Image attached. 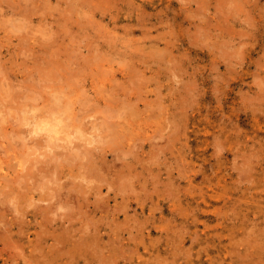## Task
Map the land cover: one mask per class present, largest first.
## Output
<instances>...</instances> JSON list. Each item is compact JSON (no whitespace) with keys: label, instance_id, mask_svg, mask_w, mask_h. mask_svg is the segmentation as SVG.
<instances>
[{"label":"rangeland","instance_id":"obj_1","mask_svg":"<svg viewBox=\"0 0 264 264\" xmlns=\"http://www.w3.org/2000/svg\"><path fill=\"white\" fill-rule=\"evenodd\" d=\"M45 1L48 2V4L44 7V4L46 3ZM71 1L72 3H70ZM85 1L79 0L77 1V3L76 0H50V2L49 0H44V2L43 0H0V45H2L0 46V89L7 87L6 85L7 83H9V80L13 79L12 82H15H13L14 85L17 83L16 86H14L13 83L10 84L12 86H9L8 84L9 87L0 90V104L2 105V107L0 105V110L5 108L4 111H0V120L2 119V123L0 122V130L3 129L2 131H0V156L6 158L9 161V164L13 166L11 167L13 172H15V168H17L16 175L21 173L20 170L18 171L20 167L17 164L15 165V163H17L16 160H18V158H15L17 154L19 156L22 155L23 157L30 159L31 157L32 159L42 157V155L41 157L40 155H38L39 152L35 154L34 150H32L31 148L29 149L30 146L26 144V142L24 141V137L26 136L25 139L27 138L29 140L33 136L31 133H28L32 125L27 124V118H29L30 120V115H41L43 114L44 110L45 113L51 112L50 114L54 116L61 115V117H64L63 121L61 122L62 124L60 123V127L58 126L61 133L64 131V133H62L61 135L66 136L69 133H77L76 135L74 134L75 139L77 137L80 139L81 135H79V133H84V128L88 126V128H86L88 130L85 129L86 132L84 133L87 135L88 132L87 137L85 138L86 135L84 136V134H82L83 136H81L82 138L80 140L78 139L77 141H74L75 143L80 141L78 143H81L83 145L82 147H84L87 144L86 139L88 137H94L93 139L95 140L92 142V145H87V147L91 149H97L99 146L101 147V145L105 143V141L109 138V135L112 134V130H114V123L123 122L124 127L127 128L129 132L130 128H128V126H130V124L128 125V123L133 122L138 125L139 128L143 127V129L145 128L148 131H144V133L138 135L139 139L135 140L138 141V143L140 142L141 145H138L137 143L133 147H130L127 143H133V139H130L126 143H124L122 141L123 139L120 138V143L118 146H120L119 148L122 147L123 149H121L123 151L121 152V149H118V151L113 152L112 150L110 151L113 146L109 147V152L105 159H103V163L105 165L102 163L104 166V170L102 169L101 171L103 175L106 176L105 178L110 179V181L116 180V184H114L115 187L119 188V193L122 191L118 197V200L113 199L110 204L105 203L104 206L106 204L107 207L110 206L111 211L114 210V207L117 206L121 208L122 216L120 218H123V221L120 218L114 219L113 216H111V218H105L108 221V223H106V227H99L100 229L102 228L103 232H110V234H107L104 237H96L95 240L98 239L96 242L94 240L95 247L98 246L97 248H99L97 256V258L99 259V263L109 264L108 261H110V264H264V100L262 99V97L264 98V94H262L264 92L261 91V89L263 90L264 88V0H227L228 2L224 0L225 3L227 2L228 4H225L223 0H195L196 2L193 0H107L108 2L106 0H100L98 1V3L96 2L97 0ZM68 2L70 3V5ZM109 2L111 4H109ZM128 2L133 6H130ZM234 2H236L238 5L235 6ZM33 3L36 4V6L39 5L40 8H38V6L34 7ZM206 3L208 4L205 5ZM24 4H27V7H25L26 5L24 6ZM71 4H74L75 6L73 5L72 7ZM97 4L99 5V7L97 6ZM201 4L205 6H202ZM218 4L219 7L217 6ZM198 5H200L201 7H198ZM67 6H69V9H72H68V11L67 9H65L67 8ZM79 6L81 7L78 8ZM233 6L235 9H232ZM237 6L239 7L237 8ZM82 7L85 9L83 10ZM241 7L244 9L243 11L242 9H240ZM23 8L24 10H26L25 12H28L31 9L28 12L29 15L27 14V17H25L26 14L23 13ZM19 10H21V13H19ZM91 10L93 11L91 12ZM247 10L249 13L247 12ZM33 11H36V13H33ZM86 11L88 13L94 12V15L88 14L86 13ZM140 11L142 14L140 13ZM65 13L66 15H69H67L69 18L65 15ZM244 13H246L245 15L247 16V19H245ZM22 14H25L22 16V18L24 17L23 19L20 17V15ZM62 14L64 16H62ZM70 14H72L73 16L71 17ZM79 14L80 17H78ZM228 14L232 15V17L230 15L228 16ZM226 15L228 16V18ZM28 16H30L29 20H27ZM15 18L19 22L17 20L13 21V19ZM56 19H59L57 20L59 22V25L56 24L58 23L57 21H55ZM60 19L63 21V24L62 22H60ZM88 19H91L92 21H89ZM26 20L28 21V23ZM100 20L102 22L104 21V29L101 28L102 34L101 31H99L100 27H103L101 25L99 26L98 24L100 23ZM81 22L86 26L82 25V27H79L81 26ZM65 25L66 27H68L66 28V30L68 31L63 29V26ZM221 25L222 28L220 27ZM244 28L252 32L246 35L245 33H247L248 31H246L243 35L240 33L242 36L240 37L239 32L245 30ZM51 29H56V32L55 30L54 32L58 34L56 35L53 33L52 35L53 41H55L54 39L57 37L56 42H51V44L53 45L50 44L47 36L49 35L50 37V35L52 34L49 33ZM74 29L76 32L73 33ZM106 29H109L110 31L113 30L111 31L112 35L110 34V31L108 34V31ZM69 30L72 31L69 32ZM78 32L81 34H79ZM71 33H73V38L71 36ZM150 33H155V35L158 34L159 36H154L156 37L154 38ZM160 33L163 34L161 35ZM170 33L171 35H169ZM202 33H204L205 35H203ZM20 34L22 35V37L18 36ZM144 34H147L148 36L151 35V39L146 38L147 35H145V37ZM208 35L209 38H206L208 37ZM63 37L64 39L62 40ZM46 39H48V42H46V45H44L45 41H47ZM172 39L175 42H172ZM18 40L20 41V44L17 43ZM50 40H52L51 37ZM142 40L144 42H142ZM241 40L245 45H242ZM244 40L246 42L248 40V42L246 43ZM114 41L116 42V44ZM126 41L130 42L127 43ZM90 42L93 44H91ZM56 43H59V46ZM94 43L98 45H95ZM48 45H50V48L48 47ZM57 46L59 47V49H57ZM40 47H42V49H39ZM54 47L56 48L53 49ZM130 47L132 48V50ZM140 48L143 50H141ZM153 48L155 50H153ZM94 49H96L97 55H93V53L96 54ZM166 49H168L167 51L169 52H167ZM53 50H58V52H60L61 54H58V52H56L54 55L55 51ZM101 52L106 54H101ZM145 52H147L148 54H146ZM56 54H58V56ZM48 56H50L51 59H49L50 57L48 58ZM87 56L88 59L86 58ZM92 56L95 58L97 56L96 59L94 58L96 63L93 61L94 59ZM101 56L102 58L103 56H107V60H105L106 58H104V60L101 59ZM158 56L160 59L158 58ZM56 57H59L60 61L57 60ZM155 57L158 60H156ZM61 58L64 59L61 60ZM110 58L113 59H111L110 61ZM52 59L53 61H51ZM164 59L167 61L165 62ZM47 60H50L49 64H46ZM63 60L66 63V66L64 65L65 63L63 62ZM117 60H120V63ZM152 62H154L155 64ZM174 63L177 65H175ZM61 64L62 68L65 69V71L61 68ZM78 64L81 65L76 66ZM44 65H46V71L48 69L47 73H45L44 71ZM47 65L58 66L48 67ZM82 65L84 66V68H82ZM98 66L100 69L97 68ZM90 67L92 69H90ZM104 67H106V69ZM59 68L60 70H62L61 72H59ZM76 68H78L79 70L81 69V72H77ZM139 68H141V70L139 74H136V69L139 71ZM37 69H42L45 75L40 72L41 70L39 71ZM56 69L59 74L56 73ZM53 70L55 71L53 72ZM71 70H75L78 73V76H76L78 78L77 80L75 79V75L77 74L75 73V71ZM50 71H52L53 73H51ZM70 71L73 72V75L75 73V75L74 78H72L73 75H70L72 73L69 74L70 79H73H71L72 82L70 80L69 83V78L66 79L65 77ZM98 71L100 72L98 73ZM48 72L51 73V78L53 77L52 74H54V78H52L53 81L50 79L53 85L51 84V82L48 83V78H45L49 76ZM96 72L98 73V75H96ZM185 72H187V74ZM64 73L67 74L65 75ZM8 74L11 77H8ZM60 74H62V77H60L61 79L59 78L58 80ZM56 75L59 76L56 77ZM177 75L182 76L179 77ZM40 76H44V78L42 77L44 80L41 79ZM84 76L87 77L84 78ZM128 76H131V81L127 79L129 78ZM134 76H136V78H134ZM5 78H7L8 80H6ZM62 78H64L66 81ZM190 78H193V81ZM22 79H25V81L20 82L22 81ZM74 79L76 81H74ZM117 79H119L121 83ZM134 79H136L135 83L138 86L134 83ZM179 80H183L184 83ZM185 80H190L189 85ZM64 81L67 82V85ZM61 82H63V84ZM260 82H262L263 86L259 85ZM21 83L23 84V86ZM31 83H33V86L31 85ZM47 83L52 85L48 86L50 90H48L49 88H46L48 91L45 89V87H47L48 85ZM28 84L29 86H27ZM70 84L73 85L71 86ZM25 85L28 90L26 89V87H24ZM54 85L57 87L52 88ZM122 85L124 87L121 88ZM186 85L188 87H186ZM103 86H106V88L104 89H106L108 92L106 90L102 91ZM260 86L261 88H259ZM10 87L11 89H13L11 90ZM42 87H44V89L48 93L46 91H43ZM168 87L170 89H168ZM61 88L63 90H61ZM73 88L75 89V91ZM81 88H83V90H81ZM127 88L129 90H126ZM130 88L133 89L130 91ZM178 88L182 89L179 90ZM29 89L32 91H30ZM108 89H112L113 93L110 90L109 94ZM116 89H119L120 91H116ZM53 90L58 92L60 91L63 96H67V100H65L67 102L65 103H67L68 105H66V107L64 106L58 108L57 110L52 107V95L57 93ZM3 91H6L5 93H7L8 95L9 93L11 95L13 91L12 94L14 95V98L16 99V97H18V99L15 100L14 98H12V95L7 96V94H5ZM51 91H53V94L49 95V92ZM83 91L85 93L87 92L86 95L85 93H83ZM98 91L100 93L96 95ZM137 91H140L141 94L139 95V92ZM141 91H143L144 93H142ZM60 92L57 93V95H60ZM69 92L71 94H69ZM126 92L128 93L127 95L125 94ZM31 93H33V95ZM160 93L162 94V96ZM257 95L261 98H259ZM2 96L6 98L4 99L2 98ZM91 96L93 98H91ZM109 96L111 99L113 98L117 101L115 102L113 99L108 100ZM140 96H142L141 98L144 100H142ZM147 97H149L150 99H148ZM34 98H37V104L34 103ZM50 98L52 101L50 100ZM80 98L82 99L80 100ZM181 98L184 101H182ZM38 99L39 101H37ZM76 100L79 102H77ZM83 100L87 101L86 104H84L85 102H83ZM124 101H130L132 103H124ZM157 101L159 103L158 105H160L159 107L161 111L156 104ZM12 102L14 104L12 105L14 106L13 108L10 105L12 104ZM94 102H96L97 104L95 105ZM106 102L109 103L107 104ZM69 103L72 104V108L69 106L71 105ZM79 103L83 104V111L81 110V112L83 113L79 118L80 120L78 119L79 116H77V112H80L79 108L81 107V104ZM88 103H90L89 105L92 107H90ZM109 104L114 107V109L110 108L111 106ZM129 104L132 108H129ZM38 105L42 108H46L48 105L49 109L47 107L42 111V108L37 109ZM119 105L123 106L117 108V106ZM146 105H150L148 106L149 108ZM154 105H157V108ZM8 106L11 108H9ZM20 107L23 110H20ZM143 107H145V111ZM87 108H89L90 110H88ZM103 108H105V114L102 113L103 111L100 113L101 109ZM47 109L51 111L47 112ZM111 109L114 110V113ZM150 109L153 111H150ZM36 110H38V112H40L41 110L42 112L38 113ZM64 110L66 111L64 112ZM122 110H125L123 114L122 112H120ZM7 111H10L9 113L11 115L12 113L16 112L13 115H15V118L19 120V122L14 117L9 115ZM22 111L26 112L27 117H22L24 116V113ZM97 111V115L101 116L100 114H102L103 116V114L106 115L107 113L108 117L99 120L96 119L97 117H102L96 116L95 118L96 114L93 115V113H96ZM110 111L115 115V117L117 116L116 119ZM1 112H5L7 114H2ZM119 112L121 115L119 114ZM27 113H29V116L27 115ZM18 114L22 115L21 119H23V121L17 118V116L20 117ZM65 114H67V116H69L71 120H68L70 118L66 119L67 117ZM111 114L113 115V117L111 116ZM6 115L10 117L8 121L6 118H4L7 117ZM163 115L165 116V118ZM72 117L75 118L72 119ZM109 117H112L116 122L112 118L108 119ZM24 118L27 119V122L25 124L24 122L26 120H24ZM90 118H92V120ZM87 119L91 120H88L89 124L86 122ZM3 120L6 121V123H4ZM105 121H108V124L112 123L111 125H108V127L110 128H108L107 126H103V122ZM82 122H86V124H83ZM16 123L17 126L20 123L22 126H13ZM105 123L107 124V122ZM91 124H93L92 126H94V128L91 126ZM68 126L69 128H67ZM73 126L74 129L72 128ZM100 126H102V129H104V132L103 130H101ZM80 127L82 128V131L80 130ZM21 128L23 129V131ZM61 128L63 130H61ZM70 128L73 129V131L71 130L72 132L69 131ZM77 128L80 129L78 130ZM98 128H100L99 131H96V129ZM105 128L109 129L108 134L109 132H111L109 135L104 136V134H106L107 132V129L105 130ZM158 128H161V130L158 131ZM92 129H94V132L92 131ZM176 129L178 132H174V130ZM155 130L160 133V135L157 134ZM14 131H16V133H21L18 134L19 138H17V134L15 135ZM25 131L28 132L26 133ZM171 131L174 132L176 136L173 133H170ZM1 132L3 135L5 134L4 132L9 133V135L7 134L8 137L4 138ZM153 132L158 137L153 136L155 135ZM44 133L45 131L43 132V134ZM166 134L168 135L166 136L167 139H163L162 136L164 135L165 137ZM21 135H23L24 137ZM28 135L31 136L28 138ZM129 136L132 135L129 134ZM20 137L25 143L21 141ZM41 137L43 138V136ZM106 137L107 139H105ZM151 137L153 140L151 139ZM156 138L160 139V142ZM172 138L177 139L173 140ZM7 139H10L9 141H11L12 146L10 145V147H8V144L11 143L9 141L8 143ZM37 139L40 140L39 137ZM84 139L85 141L82 143ZM96 139H100L98 140L99 142ZM168 139V143H170L171 148L167 144V142L164 141ZM30 140L32 141V139ZM47 141V138H43L42 142L40 143L41 145L37 143V150L40 151L43 149L45 151V149L47 148ZM163 141L167 144V146L166 144L164 146V143H161ZM154 142L158 143V145H154ZM20 143L22 145H20ZM151 144L154 145L155 148L154 146H151ZM137 145L140 147H137ZM19 146H22V148H18ZM38 146L40 147L38 148ZM1 148H3L4 150L2 151ZM157 148L160 149L159 155L157 154ZM135 150L139 155L138 156L136 154L138 157H135L134 155ZM150 150H153L151 152V155ZM154 150L157 151V153L154 152ZM4 151H6V153H4ZM125 152L129 153L130 155L128 156ZM153 152L156 153V158L159 159L154 158L155 154ZM10 154H12L14 157ZM152 155L153 157L151 158ZM164 155H166L167 157H165ZM148 156H150V158H148ZM10 157L13 159H9ZM143 158L146 160H143ZM153 158L155 160H153L152 162L149 161V159L152 160ZM116 159L117 161H115ZM124 161H126V163L130 162L129 164H131V162L134 164H131L132 169H123L124 172H122L124 175V179L120 180L117 176V169H119L120 166L124 164ZM27 162L30 163V161ZM107 162H109L110 164ZM119 162L121 164H119ZM109 165L111 167H109ZM103 171H105L106 174ZM119 171L120 170H118V172ZM159 171L160 174H158ZM56 174L61 175L62 171H57ZM131 176L133 177L131 178ZM22 177L23 176H21V178H18L20 180H18L20 184L18 181H16L13 185H9L3 190L0 189V210L2 209L0 211V236L5 235V238L0 242V264H29L28 260H31L30 264H67L65 263L67 259H74V257L70 256V251L68 252L69 246L66 249V245L63 242L57 241L53 238L47 240L45 237L47 235V225L41 223L37 224V219L35 220L31 215L22 216L20 213H17V211L19 212V209H34L35 207H37L36 205L33 206V204H28L29 202L31 203V198L33 195L32 193H25L26 188L23 187L25 177H23V181ZM65 179H67V181L70 180L69 182L71 183V187L74 185L73 181L71 182L72 178ZM124 180H126L127 183L123 182ZM159 180L161 181V183L159 182ZM169 180L171 181V183ZM17 182L18 184H16ZM46 182L47 184L43 182L40 183L41 185H38L37 183L40 188L37 186V189H39L35 190L36 197H38L40 194L42 195L51 193V190L54 188L55 184L53 183V181L51 182L54 185H50V181V183L48 181ZM48 184L52 187V189H50ZM13 186L15 187L17 192L12 193L11 189L13 188ZM123 186H125L124 190ZM128 186L130 188H128ZM169 186L171 188H169ZM2 187L3 186H0V188ZM44 187L45 189L43 190ZM109 190L110 189L106 186L105 191L103 192L105 193L104 195H108ZM130 190H133L135 192H131ZM40 191H45L46 193H41ZM3 196H5L6 198H3ZM175 196H178L179 198H176ZM130 197H133V203L136 206H130V208L127 209L126 206L128 205L127 203L129 202ZM16 200H18L19 203ZM38 202L43 203V201ZM13 204L14 206L12 207ZM4 208L6 210H4ZM85 209H87L86 206L83 210ZM123 209L125 211L128 210V213H124ZM12 210H15L14 213ZM65 210L59 209L58 211ZM101 214L102 213H99L95 217L97 221L102 217ZM103 214H105L104 211ZM54 215V213H50V216ZM194 215L196 216V218H194ZM18 219H21V221ZM30 219L34 220L29 231H38V233H40L39 235L37 233H31L30 238H36L38 236L36 242H31L30 238H28L27 236V233H25L24 231L20 233L19 227H17L19 224L26 225V221ZM125 219L126 221H124ZM15 220L19 222L16 223ZM12 222L14 223L12 224ZM99 225H101V222ZM10 226H14V229L9 231V233L8 231H6V233H8L7 236V234H4L3 232L4 230H6V227L9 228ZM27 226L25 227V229L28 228ZM43 226H45L46 228ZM62 231L64 232V236H71V234H66L67 232H65V227L59 228L57 233H62ZM181 231L183 234H181ZM182 235L184 238L182 237ZM192 235L194 236V238ZM72 240L74 239L71 238V241ZM53 242L55 243L52 244ZM255 242L257 243V245ZM35 247L39 248V251L37 249V251H32ZM62 249H65L64 252ZM50 251L55 252V255L49 253ZM46 253H49L51 255V258ZM239 254H242L243 257L241 255L239 256ZM41 256L44 257L41 258ZM114 258H116V263L114 262ZM103 260H105L106 262H103Z\"/></svg>","mask_w":264,"mask_h":264},{"label":"bare ground","instance_id":"obj_2","mask_svg":"<svg viewBox=\"0 0 264 264\" xmlns=\"http://www.w3.org/2000/svg\"><path fill=\"white\" fill-rule=\"evenodd\" d=\"M77 1H79V0H76V2ZM83 1V0H82ZM85 1V0H84ZM98 1H100V0H97L96 2L98 3ZM107 1V0H106ZM109 1V0H108ZM107 1V2H108ZM192 1V0H191ZM193 1H195V0H193ZM209 1H211V0H209ZM224 1V0H223ZM225 1H227V0H225ZM225 1H224V3H225ZM43 2H44V0H43ZM46 2V1H45ZM49 2H50V0H49ZM196 2V1H195ZM198 2V1H197ZM221 2V1H220ZM228 2V1H227ZM226 2V3H227ZM237 2V1H236ZM236 2H234L235 3V6L236 5H238ZM32 3V2H31ZM69 3V2H68ZM70 3H72V1L70 2ZM70 3H69V5H70ZM78 3V2H77ZM85 3H86V1H85ZM118 3V2H117ZM129 3V2H128ZM187 3V2H186ZM199 3V2H198ZM217 3H218V1H217ZM225 3V4H226ZM48 4V2H46L45 4H44V7L46 6ZM76 4V3H75ZM109 4H111L110 2H109ZM133 4H134V2H133ZM203 4V3H202ZM201 4V5H202ZM208 3H206L205 5H207ZM228 4V3H227ZM229 4H230V2H229ZM244 4V3H243ZM21 5H23V4H21ZM26 5V6H25ZM33 5H34V7L36 6V4H34L33 3ZM40 5H42V4H40ZM50 5V4H49ZM48 5V6H49ZM53 5V4H52ZM51 5V6H52ZM68 5V4H67ZM72 5V4H71ZM74 5V4H73ZM73 5H72V7H73ZM90 5H92V4H90ZM90 5H88V6H90ZM129 5H130V3H129ZM205 5H202V6H205ZM224 5V4H223ZM24 6L25 7H27V4H24ZM30 6V5H29ZM28 6V7H29ZM38 6V8H40V6L39 5H37ZM36 6V7H37ZM75 6V5H74ZM81 6H82V4H81ZM81 6H79L78 8H80ZM97 6L99 7V5L97 4ZM101 6V5H100ZM106 6V5H105ZM130 6H133V5H130ZM200 5H198V7H199ZM218 7H219V4L217 5ZM230 6V5H229ZM229 6H227V7H229ZM242 6H244V5H242ZM66 7V6H65ZM69 6H67V8H65V9H69L68 8ZM77 7V6H76ZM201 7V6H200ZM217 7V8H218ZM225 7H226V5H225ZM239 6H237V8H238ZM29 8H31V7H29ZM75 8V7H74ZM83 8V7H82ZM97 8V7H96ZM107 8V7H106ZM186 8V7H185ZM223 8V7H222ZM222 8H221V11H222ZM231 8V7H230ZM245 8V7H244ZM26 9V8H25ZM32 9V8H31ZM30 9V10H31ZM42 9V8H41ZM46 9V8H45ZM72 9V8H71ZM71 9H69V10H71ZM85 8H83V10H84ZM103 9H104V7H103ZM229 9V8H228ZM232 9H235L234 8V6H233V8ZM240 9H242V11L244 10L242 7L240 8ZM248 9V8H247ZM23 10H24V8H23ZM22 10V11H23ZM29 10V9H28ZM27 10V11H28ZM29 10V11H30ZM68 10V11H69ZM112 10V9H111ZM21 10H19V13H21L20 12ZM26 10H24V12L23 13H25L26 14V16L25 17H27V14L29 15V11L28 12H25ZM93 10H91V12H92ZM223 11H224V9H223ZM228 11V10H227ZM235 11V10H234ZM241 11V10H240ZM105 12V11H104ZM238 12V11H237ZM247 12H248V10H247ZM14 13V12H13ZM32 13V12H31ZM30 13V14H31ZM33 13H36V11H33ZM32 13V14H33ZM62 13V12H61ZM70 13H72V12H70ZM79 13V12H78ZM77 13V14H78ZM84 13V12H83ZM86 13H88L87 11H86ZM140 13H141V11H140ZM229 13V12H228ZM235 13V12H234ZM249 13V12H248ZM25 14H22V15H20V17L22 18V16L23 15H25ZM64 14V13H63ZM62 14V16H64ZM88 14H93L94 15V12L93 13H88ZM142 14V13H141ZM226 14V13H225ZM231 14V13H230ZM230 14H228V16L230 15ZM236 14V13H235ZM238 14V13H237ZM240 14V13H239ZM246 13H244V17H245V19H247V16L245 15ZM19 15V14H18ZM65 15H66V13H65ZM68 15V14H67ZM66 15V16H67ZM71 15V17L73 16L72 14H70ZM85 15V14H84ZM137 15V14H136ZM135 15V16H136ZM69 16V15H68ZM67 16V17H68ZM113 16V15H112ZM144 16V15H143ZM227 16V15H226ZM228 16H227V18H228ZM231 17H232V15H230ZM239 16V15H238ZM18 17V16H17ZM71 17H70V20H71ZM78 17H80V14H79V16ZM85 17V16H84ZM92 17V16H91ZM137 17V16H136ZM24 18V17H23ZM22 18V19H23ZM29 18H30V16H28V19L27 20H29ZM69 18V17H68ZM74 18V17H73ZM86 18H88V17H86ZM93 18V17H92ZM238 19H240V18H238ZM14 20H17L16 18L15 19H13V21ZM26 20V21H27ZM57 20H59V19H56L55 21H57ZM75 20H77V19H75ZM74 20V21H75ZM89 21L91 20V19H88ZM94 20V19H93ZM148 20V19H147ZM18 21V20H17ZM24 21V20H23ZM77 21H79V20H77ZM92 21V20H91ZM228 21V20H227ZM16 22V21H15ZM19 22V21H18ZM58 22V21H57ZM60 22H62V24H63V21L60 19ZM76 22V21H75ZM75 22H73V23H75ZM104 22V21H103ZM103 22L100 20V23H102V24H100V23H98L99 24V26L101 25V26H103ZM242 22H243V20H242ZM24 23V22H23ZM27 23H28V21H27ZM66 23V22H65ZM88 23H90V22H88ZM93 23V22H92ZM91 23V24H92ZM124 23V22H123ZM13 24H15V23H13ZM19 24V23H18ZM22 24V23H21ZM25 24V23H24ZM56 24H58L59 25V22L58 23H56ZM78 24V23H77ZM94 24V23H93ZM117 24V23H116ZM155 24H157V23H155ZM248 24H249V22H248ZM23 25V24H22ZM21 25V26H22ZM81 26H79V27H82V25L84 26L85 24H82V22H81V24H80ZM251 25H254V24H251ZM26 26V25H25ZM78 26V25H77ZM86 26V25H85ZM134 26V25H133ZM256 26V25H255ZM57 27V26H56ZM55 27V28H56ZM60 27H62V26H60ZM64 28V30H66V28H68V27H66V25L65 26H63ZM148 27V26H147ZM155 27V26H154ZM197 27V26H196ZM221 28H222V25L220 26ZM219 27V28H220ZM253 27V26H252ZM101 28H103L104 29V26L103 27H100V29H99V31H101ZM149 28H150V25H149ZM199 28V27H198ZM198 28H197V30H198ZM220 28V29H221ZM82 29V28H81ZM97 29V28H96ZM110 29H112V28H110ZM173 29V28H172ZM245 29V28H244ZM53 30V31H52ZM54 30H55V32H56V29H51V31L49 32L51 35H50V37H51V39L52 40H50V37H49V35H47L48 36V39H49V42H50V44H51V42L53 41V38H52V35H53V33L54 34H56L55 32H54ZM87 30V29H86ZM107 30V29H106ZM62 31V30H61ZM66 31H68V30H66ZM70 31H72V30H69V32ZM88 31V30H87ZM108 32V34H109V29L107 30ZM111 31H113V30H111ZM110 31V32H111ZM141 31H142V29H141ZM241 31V30H240ZM244 31V32H243ZM242 32H239V36L240 37H242L241 36V34L243 35L246 31H248V30H243ZM58 32V31H57ZM69 32H68V34H69ZM74 32H76L75 31V29H74V31H73V33ZM96 32V31H95ZM168 32V31H167ZM209 32V31H208ZM207 32V33H208ZM250 32H252V31H248L247 33H245V35L246 34H248V33H250ZM46 33V32H45ZM59 33V32H58ZM73 33H71L70 35L72 36V38H73ZM79 33V32H78ZM119 33V32H118ZM171 33H173V32H171ZM171 33L169 34V35H171ZM241 33V34H240ZM79 34H81V33H79ZM85 34H86V32H85ZM90 34V33H89ZM97 34V33H96ZM101 34H102V31H101ZM111 35H112V32L110 33ZM141 34V33H140ZM151 35H153V37L154 36H159L158 34L157 35H155V33L154 34H152V33H150ZM161 34V33H160ZM163 34V33H162ZM161 34V35H162ZM203 35H205L204 33H202ZM17 35V34H16ZM56 35H58V34H56ZM60 35V34H59ZM87 35H88V32H87ZM111 35H110V37H111ZM113 35H114V33H113ZM118 35V34H117ZM145 35H147V34H144V36ZM151 35H147V37L146 38H148V39H151ZM213 35V34H212ZM244 35V36H245ZM14 36V35H13ZM12 36V37H13ZM18 36H21L22 37V35L20 34V35H18ZM90 36V35H89ZM120 36H122V35H120ZM119 36V37H120ZM207 36V35H206ZM20 37V38H21ZM56 37V36H55ZM54 37V38H55ZM106 37V36H105ZM150 37V38H149ZM156 37H154V38H156ZM107 38V37H106ZM167 38V37H166ZM205 38V37H204ZM206 38H209V35H208V37H206ZM22 39V38H21ZM48 39H46L47 41H45V44L44 45H46V42H48ZM64 39V37L62 38V40ZM71 39V38H70ZM116 39H117V37H116ZM121 39V38H120ZM123 39V38H122ZM141 39H143V38H141ZM164 39V38H163ZM239 39H241V38H239ZM23 40V39H22ZM55 41H53V42H56V40H57V37L54 39ZM72 40V39H71ZM127 40V39H126ZM140 40V39H139ZM177 40V39H176ZM36 41V40H35ZM106 41V40H105ZM125 41V40H124ZM137 41V40H136ZM242 41V40H241ZM240 41V42H241ZM245 41V40H244ZM14 42V41H13ZM20 41L18 40V44H20L19 43ZM42 42V41H41ZM62 42V41H61ZM112 42H113V40H112ZM115 42V41H114ZM127 42V41H126ZM128 42H130V41H128ZM127 42V43H128ZM142 42H144L143 40H142ZM165 42V41H164ZM172 42H175V41H173V39H172ZM246 42V41H245ZM244 42V43H245ZM247 42H248V40H247ZM246 42V43H247ZM3 43V42H2ZM15 43V42H14ZM91 43V42H90ZM39 44V43H38ZM49 44V43H48ZM57 44V43H56ZM59 44V43H58ZM57 44V45H58ZM91 44H93V43H91ZM95 44V43H94ZM115 44H116V42H115ZM125 44V43H124ZM171 44V43H170ZM173 44V43H172ZM215 44V43H214ZM51 45H53V44H51ZM61 45V44H60ZM67 45V44H66ZM95 45H98V44H95ZM120 45V44H119ZM139 45V44H138ZM137 45V46H138ZM242 45H245V44H243V41H242ZM0 46H2V45H0ZM39 46V45H38ZM50 45H48V47H49ZM59 46V45H58ZM57 46V47H58ZM92 46V45H91ZM90 46V47H91ZM48 47H47V49H48ZM53 47V46H52ZM51 47V48H52ZM96 47H98V46H96ZM115 47V46H114ZM132 47H134V46H132ZM139 47V46H138ZM144 47V46H143ZM50 48V47H49ZM56 47H54L53 49H55ZM131 48V47H130ZM39 49H42V47H40ZM46 49V50H47ZM57 49H59V47L57 48ZM98 49V48H97ZM107 49V48H106ZM122 49V48H121ZM135 49V48H134ZM141 49V48H140ZM64 50H66V49H64ZM67 50H68V48H67ZM95 50V52H96V54H94L93 53V55H97V51H96V49H94ZM131 50H132V48H131ZM130 50V51H131ZM141 50H143V49H141ZM153 50H155L154 48H153ZM168 49H166V51H167ZM53 51H55V50H53ZM52 51V52H53ZM60 51H62V50H60ZM128 51V50H127ZM146 51V50H145ZM264 51V50H263ZM56 52H58V50H56L55 52H54V55H55V53ZM99 52V51H98ZM108 52V51H107ZM133 52V51H132ZM160 52V51H159ZM163 52V51H162ZM167 52H169V51H167ZM12 53V52H11ZM66 53V52H65ZM100 53V52H99ZM136 53V52H135ZM146 54H148L147 52H145ZM170 53H172V52H170ZM1 54V53H0ZM58 54H61L60 52H58ZM58 54H56L57 56H58ZM64 54V53H63ZM101 54H106V53H102L101 52ZM124 54V53H123ZM126 54V53H125ZM133 54V53H132ZM143 54V53H142ZM160 54H162V53H160ZM159 54V55H160ZM164 54V53H163ZM65 55V54H64ZM116 55V54H115ZM127 55V54H126ZM1 56V55H0ZM140 56V55H139ZM142 56V55H141ZM151 56H153V55H151ZM180 56H182V55H180ZM50 56H48V58H49ZM55 57V56H54ZM66 57H68V56H66ZM93 57V56H92ZM57 58V57H56ZM87 59H88V56L86 57ZM85 58V59H86ZM95 57H93V59H94ZM96 58H97V56H96ZM95 58V59H96ZM104 58H106L105 60H107V56L105 57V56H103V58H102V56H101V59H103L104 60ZM114 58V57H113ZM113 58H110V61H111V59H113ZM123 58V57H122ZM146 58V57H145ZM156 58V57H155ZM158 58H159V56H158ZM163 58H164V56H163ZM174 58V57H173ZM49 59H51V57L49 58ZM62 59H64V58H61V60ZM84 59V60H85ZM95 59L93 60L94 62H95ZM115 59V58H114ZM125 59V58H124ZM154 59V58H153ZM160 59V58H159ZM166 59V58H165ZM164 59V60H165ZM57 60H59V57L57 58ZM102 60V61H103ZM126 60V59H125ZM145 60V59H144ZM156 60H158L157 58H156ZM173 60V59H172ZM50 61V60H49ZM49 61L47 60V62H46V64H49ZM51 61H53V59L51 60ZM60 61V60H59ZM67 61H68V59H67ZM87 61V60H86ZM101 61V60H100ZM119 63H120V60H117ZM124 61V60H123ZM130 61V60H129ZM162 61V60H161ZM167 60H165V62H166ZM175 61V60H174ZM174 61H172V62H174ZM56 62V61H55ZM63 62H64V60H63ZM94 62H93V64H94ZM57 63V62H56ZM61 63V62H60ZM65 63V62H64ZM70 63V62H69ZM68 63V64H69ZM96 63V62H95ZM121 63H123V62H121ZM152 63H154V62H152ZM175 63H177V62H175ZM174 63V64H175ZM178 63H180V62H178ZM53 64V63H52ZM72 64V63H71ZM86 64V63H85ZM155 64V63H154ZM161 64V63H160ZM166 64V63H165ZM65 66H66V63L64 64ZM79 65H81V64H78V65H76V66H79ZM89 65V64H88ZM87 65V66H88ZM123 65V64H122ZM175 65H177V64H175ZM43 66V65H42ZM42 66H41V68H42ZM48 67H56V66H58V65H51V66H49V65H47ZM83 66V65H82ZM90 66V65H89ZM88 66V67H89ZM102 66V65H101ZM163 66V65H162ZM71 67V66H70ZM81 67V66H80ZM79 67V68H80ZM127 67H128V65H127ZM167 67V66H166ZM169 67V66H168ZM44 68H45V70H44ZM44 68H43V70L45 71V73H47V71H48V69H47V71H46V65H44ZM61 68H62V64H61ZM67 68H69V67H67ZM82 68H84V66L82 67ZM97 68H99V66L97 67ZM101 68H103V67H101ZM105 69H106V67H104ZM136 68V67H135ZM134 68V69H135ZM165 68V67H164ZM63 69V68H62ZM70 69H73V68H70ZM90 69H92L91 67H90ZM89 69V70H90ZM100 69V68H99ZM168 69V68H167ZM37 70H39V69H37ZM41 70V71H40ZM39 71L41 72V73H43L44 71H42V69H40ZM51 70V69H50ZM64 71H65V69H63ZM79 69L78 68H76V71L77 72H81V69L78 71ZM85 70V69H84ZM111 70V69H110ZM140 70H141V68H139V71L136 69V71L138 72H136L135 70V72H136V74H139V72H140ZM55 70H53V72H54ZM56 71H57V69H56ZM62 70H60V68H59V72H61ZM67 71H69V70H67ZM71 71H75V70H71ZM67 72V73H64L65 75H66V79L67 78H69V80H68V82L70 83V80L72 79V78H74V75H75V73L77 74V75H75V77L76 76H78V73L75 71V73H74V75H73V72ZM130 71V70H129ZM168 71V70H167ZM174 71V70H173ZM187 71V70H186ZM9 72V71H8ZM38 72V71H37ZM51 73H53L52 71H50ZM50 72H48V74H49V76H48V74H47V76L48 77H45V78H48L49 80H48V83L49 82H51L50 81V79L52 80V78H54V74H52L53 75V77L51 78V73ZM59 72L57 71L56 73L57 74H59ZM86 72V71H85ZM100 71H98V73H99ZM103 72V71H102ZM182 72H184V71H182ZM189 72V71H188ZM70 73H72V74H70ZM88 73V72H87ZM97 73V72H96ZM98 73L96 74V75H98ZM108 73V72H107ZM110 73V72H109ZM142 73V72H141ZM158 73V72H157ZM178 73V72H177ZM186 74H187V72H185ZM44 74V73H43ZM42 74V75H43ZM69 74L70 75H73V77L70 79V76H69ZM105 74V73H104ZM103 74V75H104ZM136 74H134V75H136ZM144 74V73H143ZM160 74V73H159ZM259 74V73H258ZM45 75V74H44ZM92 75H94V74H92ZM95 75V76H96ZM158 75V74H157ZM254 75V74H253ZM59 75H56V77H58ZM91 76V75H90ZM177 76H179V75H177ZM180 76H182V75H180ZM179 76V77H180ZM190 76V75H189ZM255 76V75H254ZM8 77H11V76H9V74H8ZM41 77V76H40ZM43 78H44V76H42ZM41 77V79H43ZM50 77V78H49ZM60 77H62V74H60V76L58 77V80H59V78ZM82 77H83V75H82ZM87 77V76H86ZM85 76H84V78H86ZM129 78H127V79H129V81H131L132 80V78H131V80H130V77L131 76H128ZM141 77H143V76H141ZM140 77V78H141ZM261 77V76H260ZM134 78H136V76H134ZM138 78V77H137ZM6 80H8L7 78H5ZM10 79V78H9ZM61 79V78H60ZM62 79H64V78H62ZM76 80L78 79L77 77L75 78ZM74 79V81H76ZM115 79H116V77H115ZM148 79H149V77H148ZM168 79V78H167ZM177 79H178V77H177ZM186 79V78H185ZM190 79H192V81H193V78H190ZM13 80V79H12ZM12 80H9L8 82L9 83H7V87H9V86H12V85H10V84H12L13 82H12ZM20 80V79H19ZM44 80V79H43ZM47 80V79H46ZM46 80H45V82H46ZM65 80V79H64ZM73 80V79H72ZM72 80H71V82H72ZM81 80V79H80ZM118 81H120L119 79H117ZM23 81H25V79H22V81H20V82H23ZM53 81V80H52ZM63 81V80H62ZM66 81V80H65ZM64 81V82H65ZM139 81V80H138ZM179 81H181V80H179ZM186 81V80H185ZM190 81V80H189ZM189 81H186V82H188V85H189ZM7 82V81H6ZM5 82V83H6ZM60 82V81H59ZM136 82V79H134V83ZM176 82V81H175ZM182 83H184L183 82V80L181 81ZM195 82V81H194ZM4 83V84H5ZM15 83V82H14ZM14 83H13V85H14ZM44 83V82H43ZM42 83V84H43ZM47 83V84H48ZM62 84H63V82H61ZM66 83V85H67V82H65ZM81 83V82H80ZM114 83H115V81H114ZM117 83V82H116ZM120 83H121V81H120ZM133 83V82H132ZM133 83V84H134ZM147 83H148V81H147ZM180 83V82H179ZM8 84H9V86H8ZM22 84V83H21ZM33 83H31V85H32ZM40 84V83H39ZM41 84V85H42ZM46 84V85H47ZM51 84L53 85V83L51 82ZM56 84V83H55ZM123 84V83H122ZM133 84H131V85H133ZM136 84V83H135ZM134 84V85H135ZM140 84V83H139ZM177 84V83H176ZM17 85V83L14 85V86H16ZM35 85V84H34ZM46 85H44V86H46ZM52 85H50V84H48L47 85V87H45V89L46 88H49L48 86H52ZM71 85V84H70ZM70 85H69V88H70ZM73 85V84H72ZM71 85V86H72ZM99 85H100V83H99ZM98 85V86H99ZM137 85V84H136ZM142 85V84H141ZM259 85H262L263 86V84H262V82H260V84ZM22 86H23V84H22ZM27 86H29V84L27 85ZM33 86V85H32ZM36 86V85H35ZM34 86V87H35ZM55 86V85H54ZM52 87V88H56L57 86H55V87ZM77 86H78V83H77ZM81 86V85H80ZM138 86V85H137ZM136 86V87H137ZM151 86V85H150ZM185 86V85H184ZM190 86H192V85H190ZM7 87H4V88H7ZM24 87H26V85L24 86ZM39 87H41V86H39ZM68 87V86H67ZM75 87V86H74ZM122 87H124L123 85L121 86V88ZM127 87V86H126ZM135 87V88H136ZM140 87V86H139ZM160 87V86H159ZM163 87V86H162ZM186 87H188L187 85H186ZM185 87V88H186ZM4 88H1V89H4ZM16 88V87H15ZM103 89H102V91H104V90H106V89H104V88H106V86L104 87H102ZM111 88V87H110ZM116 88V87H115ZM119 88V87H118ZM259 88H261V86L259 87ZM0 89V90H1ZM10 89H11V87H10ZM13 89V88H12ZM11 89V90H12ZM26 89H27V87H26ZM35 89H36V87H35ZM44 89V87H42V90L43 91H46ZM58 89V88H57ZM74 89V88H73ZM89 89V88H88ZM123 89H125V88H123ZM133 88H130V91L132 90ZM141 89V88H140ZM168 89H170L169 87H168ZM179 89V88H178ZM180 89H182V88H180ZM179 89V90H180ZM191 89V88H190ZM28 90V89H27ZM30 90V89H29ZM37 90V89H36ZM35 90V91H36ZM48 90H50V88L48 89ZM47 90V91H48ZM56 90V89H55ZM55 90H53L54 92H57V93H59L58 91H55ZM59 90H60V87H59ZM61 90H63L62 88H61ZM70 90H72V89H70ZM81 90H83V88H81ZM100 90H101V88H100ZM109 90V89H108ZM111 91H112V89H110ZM110 90H109V94H110ZM122 90V89H121ZM126 90H129L128 88L126 89ZM155 90H157V89H155ZM177 90V89H176ZM263 90H264V88H263ZM262 89H261V91L262 92H264ZM7 91V90H6ZM5 91V92H6ZM10 91V90H9ZM8 91V92H9ZM14 91V90H13ZM13 91H12V93H13ZM30 91H32V90H30ZM29 91V92H30ZM38 91V90H37ZM46 91V92H47ZM53 91H51V92H49V95L50 94H53ZM74 91H75V89H74ZM107 91V90H106ZM116 91H120L119 89L117 90L116 89ZM188 91V90H187ZM260 91V92H261ZM2 92V91H1ZM4 92V91H3ZM4 92V93H5ZM64 92V91H63ZM71 92V91H70ZM69 92V94H71ZM108 92V91H107ZM128 92V91H127ZM125 93L126 95L129 93ZM137 92H139L138 94L140 95L141 93H140V91H137ZM142 93H144L143 91H141ZM160 92V91H159ZM11 93V95H12V98H14V95ZM48 93V92H47ZM57 93L56 94H54V95H52L53 96V98H52V100H53V106H52V103H51V106L55 109V110H57L58 108H61V107H66V105H68L67 103H65V102H67V101H65V100H67L66 98H67V96H63L62 95V93L60 92V95H57ZM73 93V92H72ZM83 93H85L84 91H83ZM87 93V92H86ZM86 93H85V95H86ZM98 93H100L99 91L96 93V95L98 94ZM112 93H113V91H112ZM118 93V92H117ZM185 93V92H184ZM5 94H7V93H5ZM15 94V93H14ZM32 95H33V93H31ZM64 94V93H63ZM92 94V93H91ZM90 94V95H91ZM158 94V93H157ZM161 94V93H160ZM173 94V93H172ZM189 94V93H188ZM262 94H264V93H262ZM3 95V94H2ZM9 95H10V93H9ZM8 94H7V96H9ZM10 95V96H11ZM36 95V94H35ZM39 95V94H38ZM125 95V96H126ZM182 95V94H181ZM26 96V95H25ZM24 96V97H25ZM37 96V95H36ZM112 96V95H111ZM138 96V95H137ZM161 96H162V94H161ZM258 96V95H257ZM262 96V95H261ZM70 97V96H69ZM113 97H115V96H113ZM142 96H140V98H141ZM150 97V96H149ZM149 97H147L148 99H150ZM259 97V96H258ZM2 98H6V97H3L2 96ZM39 98V97H38ZM51 98H50V100H51ZM78 98V97H77ZM84 98V97H83ZM86 98V97H85ZM87 98H89V97H87ZM91 98H93L92 96H91ZM136 98V97H135ZM146 98V97H145ZM152 98V97H151ZM157 98V97H156ZM162 98V97H161ZM179 98V97H178ZM259 98H261V97H259ZM8 99V98H7ZM15 99V98H14ZM18 99V97H16V99L15 100H17ZM35 99V98H34ZM33 99V100H34ZM37 99V98H36ZM36 99H35V101H34V103H36ZM79 99V98H78ZM82 98H80V100H81ZM107 99V98H106ZM106 99H105V101H106ZM112 100L111 98H110V96L108 97V100ZM142 99V98H141ZM147 99V100H148ZM182 99V98H181ZM262 99L264 100V98L262 97ZM42 100H43V98H42ZM51 100V101H52ZM70 100V99H69ZM88 100H90V99H88ZM114 100V99H113ZM142 100H144V99H142ZM152 100V99H151ZM156 100H158V99H156ZM1 101H4V100H1ZM37 101H39V99L37 100ZM77 101V100H76ZM91 101H93V100H91ZM94 101H96V100H94ZM115 102L117 101L116 99L114 100ZM114 101H113V103H114ZM130 101H131V99H130ZM130 101H128V102H126V101H124V103H129ZM136 101V100H135ZM134 101V102H135ZM182 101H184L183 99H182ZM11 102V101H10ZM29 102V101H28ZM64 102V103H63ZM71 102V101H70ZM73 102V101H72ZM77 102H79V101H77ZM83 102H85L84 104H86V102L87 101H84L83 100ZM160 102V101H159ZM162 102V101H161ZM186 102V101H185ZM260 102H261V100H260ZM3 103V102H2ZM25 103V102H24ZM44 103V102H43ZM107 103V102H106ZM106 103H105V105H106ZM109 103V102H108ZM107 103V104H108ZM123 103V104H124ZM132 102H130V104H131ZM37 104V103H36ZM45 104H47V103H45ZM44 104V105H45ZM49 104V103H48ZM69 104H71V103H69ZM79 104H81V107L83 106V104L82 103H79ZM90 103H88V105H89ZM93 104V103H92ZM94 104L96 105L97 103L96 102H94ZM111 104V103H110ZM109 104V105H110ZM130 104H129V106H130ZM137 104V103H136ZM149 104V103H148ZM157 105L159 104L158 103V101H157V103H156ZM183 104H184V102H183ZM1 105V104H0ZM9 105V104H8ZM11 105V107L13 108L14 106H12V105H14L13 104V102H12V104H10ZM19 105H20V102H19ZM35 105V104H34ZM103 105V104H102ZM156 105V106H157ZM7 106V105H6ZM6 106H4V107H6ZM50 106V105H49ZM70 107L72 106V104L71 105H69ZM90 106V105H89ZM111 106V105H110ZM123 106V105H122ZM122 106H117V108L118 107H122ZM132 106H134V105H132ZM139 106V105H138ZM147 107L148 106H150V105H146ZM155 106V105H154ZM155 106V107H156ZM160 105H158V107H159ZM175 106V105H174ZM1 107H2V105H1ZM0 107V108H1ZM9 107V106H8ZM11 107H9V108H11ZM44 107V106H43ZM47 107H48V105H47ZM46 107V108H47ZM80 107V108H81ZM90 107H92V106H90ZM89 107V108H90ZM100 107V106H99ZM137 107V106H136ZM140 107V106H139ZM138 107V108H139ZM29 108V107H28ZM39 108H42V107H39V105L37 106V109H39ZM46 108H42L41 110L43 111V109H46ZM72 108V107H71ZM79 108V107H78ZM79 108V110H80V112H81V110L83 109V107L80 109ZM89 108H87L88 110H90ZM110 108H112V109H114V107H110ZM129 108H132L131 106L129 107ZM144 108V111H145V107H143ZM149 108V107H148ZM157 108V107H156ZM164 108V107H163ZM5 109V108H4ZM4 109H1L0 111H4ZM26 109V108H25ZM24 109V110H25ZM48 109H49V107H48ZM47 109V112L49 111ZM63 109V108H62ZM66 109V108H65ZM99 109V108H98ZM98 109H96V110H98ZM105 108H103V109H101V111H100V113L102 112V113H104L105 112V110H104ZM111 109V110H112ZM121 109V108H120ZM123 109V108H122ZM159 109H160V107H159ZM8 110V109H7ZM20 110H23L21 107H20ZM30 110V109H29ZM40 110V112H38V110H36L38 113H41L42 111ZM54 110V111H55ZM67 110H70V109H67ZM45 111V110H44ZM43 111V114H41V115H30L31 116V118H30V120H29V118H27L28 119V122H27V119H25L24 118V120H26L25 122H24V124L27 122V124L28 125H32V127L30 128V131L28 132V133H31L33 136H32V138H30V139H32V141L29 139H27V141H26V139H25V137L23 136V135H21V136H23L24 137V141L26 142V144L28 145V146H30L29 147V149L31 148L32 150H34V153L36 154L37 152H39L38 153V155H40V157H41V155H42V157L41 158H38L36 155V157H34V158H36V159H32V157H31V159L30 158H26V157H23L22 155L21 156H19L18 154L15 156V158H18V160H16L17 161V163H15V165L17 164L20 168L18 169V171L20 170L21 171V173L20 174H18V175H16L17 174V168H15V172H13L12 171V169H11V167H13V166H11L10 164H9V161L6 159V158H4V157H2V156H0V186H3L2 188H0V189H4V188H6L7 186H9V185H13L16 181H18L19 179V177L21 178V176H23V177H25V179H24V182H23V187L24 188H26V191H25V193L26 194H29V193H32V198H31V203L29 202L28 204H30V205H32L33 204V206H37V207H35L34 209H29V208H25L24 210L23 209H19V212L17 211V213H20L22 216L23 215H25V216H29V215H31L35 220L37 219V224L38 223H41V224H45V225H47V235L45 236L46 237V239L47 240H50V238H53V239H55V240H57V241H60V242H63V243H65V245H66V249H67V247L69 246V249H68V252H69V254H70V256L71 257H74V259H67L66 261H65V263H67V264H100L99 263V259L97 258V256H98V249L99 248H97L98 246H96L95 247V242L98 240H95V238L97 237V238H100V237H104L105 235H107V234H110V232L109 231H106V232H103L102 231V228H104V227H106V223H108V221H107V219H105V218H111V216H113V218L114 219H117V218H120L121 216H122V213H121V208H119L118 206L117 207H114V210H112L111 211V208H110V206H104V204L105 203H109L110 204V202L113 200V199H115V200H118V197H119V195H120V193L122 192L121 190V192L119 193L118 192V189L119 188H116L115 187V185L114 184H116L115 183V181L116 180H111L110 181V179H107V178H105L106 176H104L103 175V173H102V169H103V159H105V157L107 156V154H108V152H109V147H112L111 149H110V151L112 150L113 152H115V151H118V149H121V148H119L120 146H118L119 145V143H120V141H119V139L120 138H122L123 140V142L124 143H126L128 140H130V139H133V143H131V142H128L127 144L130 146V147H133L134 145H136L137 143H138V141H135L136 139H139V137H138V135H141L142 133H144V131L145 132H148L147 131V129H143V127H141V128H139L138 127V125H136L135 123H133V122H131V123H128V125L130 124V126H128V128H130V131L128 132V130H127V128H125L124 127V123L123 122H118V123H114L113 125L116 127H114V130H112V134H110L111 132H109V134H108V130L109 129H107V128H105V130L107 131L106 132V134H104V136L105 135H109V138L107 139V137L105 138V139H107L106 141H105V143L103 144V145H101V147L99 146L97 149L95 148H88L87 147V145H92V142L95 140V139H93V138H87L86 140V147L84 146V147H82L83 145L81 144V143H78V142H80V141H78V142H76L75 143V141L74 140H78L79 138L77 137L76 139H75V136H74V134L73 133H69V134H67L66 136H64V135H61L62 133H64V131L61 133V131H60V123L63 121V119H64V117H61V115L60 116H54V115H52V114H50L51 112V110L49 111L50 113H45ZM66 110H64V112H65ZM77 111H78V109H77ZM83 111V110H82ZM114 110H112V112H113ZM150 111H153V110H151L150 109ZM160 111H161V109H160ZM5 112H6V110H5ZM5 112H1L2 114H4ZM10 112V111H9ZM8 111H7V113L9 114V115H11L10 113H9ZM23 113V115L24 116H22V115H20V114H18L20 117H18L17 115V118H19L20 120H22L23 121V119H21V116L22 117H25L26 116V112L25 111H22ZM79 111L77 112V116H79L78 117V119L80 118V116H81V114L83 113V112H81L80 113ZM107 112H109V111H107ZM111 112V111H110ZM111 112V113H112ZM120 112H122V114H123V112H125V110H122V111H120ZM120 112H119V114H120ZM181 112V111H180ZM7 113H5V114H7ZM16 113V112H15ZM15 113H12V117H14L15 118V115H13V114H15ZM57 113V112H56ZM79 113H80V115H79ZM85 113V112H84ZM87 113V112H86ZM114 113V112H113ZM112 113V114H113ZM156 113H157V110H156ZM96 114V115H95ZM98 114V111L96 112V113H93V115H95V118H96V116H99V115H97ZM105 114V113H104ZM103 114V116H102V114H100L101 116H99V117H101V118H96V119H102V118H107L108 116H107V113H106V115H104ZM111 114V116L113 117V115ZM127 114V113H126ZM154 114V113H153ZM1 115V114H0ZM27 115L29 116V113H27ZM56 115V114H55ZM59 115V114H58ZM66 115V119H68V118H70L69 116H67V114H65ZM69 115H71V114H69ZM92 115V116H93ZM110 115V114H109ZM121 115V114H120ZM5 116V115H4ZM7 117H4V118H6L7 119V121L9 120V118L10 117H8V115H6ZM88 116H89V114H88ZM127 116V115H126ZM156 116V115H155ZM159 116V115H158ZM164 116V115H163ZM1 117V116H0ZM27 117V116H26ZM76 117V116H75ZM75 117H72V119L73 118H75ZM94 117V116H93ZM112 117H109L108 119H111ZM114 117H115V115H114ZM117 117V116H116ZM116 117H115V119H116ZM150 117H151V115H150ZM154 117V116H153ZM3 118V117H2ZM86 118H87V116H86ZM86 118H84V119H86ZM89 118V117H88ZM155 118V117H154ZM164 118H165V116H164ZM166 118H167V115H166ZM16 119V118H15ZM55 119V120H54ZM83 119V120H84ZM91 120H92V118H90ZM90 119H87V123H88V120L89 121H91ZM107 119V120H108ZM113 119V118H112ZM118 119V118H117ZM170 119V118H169ZM168 119V120H169ZM256 119V118H255ZM2 120V119H1ZM1 120H0V122H1ZM14 120V119H13ZM13 120H12V122H13ZM17 120V119H16ZM68 120H71V118L70 119H68ZM75 120V119H74ZM80 120V119H79ZM104 120V119H103ZM106 120V119H105ZM114 120V119H113ZM142 120V119H141ZM149 120V119H148ZM153 120V119H152ZM156 120V119H155ZM167 120V121H168ZM175 120V119H174ZM18 122H19V120H17ZM16 121V122H17ZM77 121V120H76ZM94 121V120H93ZM92 121V122H93ZM102 121V120H101ZM115 121V120H114ZM177 121H179V120H177ZM3 122L4 123H6V121H4L3 120ZM21 122V121H20ZM53 122H55V123H53ZM86 122H82L83 124H86ZM95 122V121H94ZM105 122H107V124L105 123ZM105 122H103L104 123V125L103 126H107L108 127V125H111L112 123H110V124H108L109 122L108 121H105ZM116 122V121H115ZM144 122H145V120H144ZM2 123V122H1ZM0 123V124H1ZM15 123V122H14ZM68 123V122H67ZM91 123V122H90ZM100 123H102V122H100ZM126 123V122H125ZM173 123V122H172ZM13 124V123H12ZM62 124V123H61ZM70 124V123H69ZM68 124V125H69ZM89 124V123H88ZM153 124V123H152ZM161 124V123H160ZM20 126H22L21 125V123L19 124ZM18 125V126H19ZM72 125V124H71ZM70 125V126H71ZM82 125V124H81ZM93 124H91V126H92ZM13 126H17V123L16 124H14ZM17 126V127H18ZM19 126V127H20ZM25 126V125H24ZM59 126V127H58ZM79 126H80V124H79ZM84 126V125H83ZM86 126V125H85ZM97 126H99V125H97ZM162 126V125H161ZM168 126H169V124H168ZM174 126H175V124H174ZM182 126V125H181ZM184 126V125H183ZM66 127V126H65ZM93 128H94V126H92ZM101 127V130H103V132H104V129H102V126H100ZM160 127V126H159ZM176 127H177V125H176ZM180 127V126H179ZM178 127V128H179ZM23 128V127H22ZM21 128V129H22ZM67 128H69V126L67 127ZM73 129H74V126L72 127ZM72 128H70V130L69 131H73V129ZM81 128V127H80ZM79 128V129H80ZM86 128H88V126H86ZM86 128H84V133L86 132V130H88V129H86ZM97 128V127H96ZM108 128H110V127H108ZM113 128V127H112ZM120 128V129H119ZM177 128V129H178ZM189 128V127H188ZM0 129H1V127H0ZM12 129V128H11ZM18 129V128H17ZM21 129H19V130H21ZM24 129H25V127H24ZM78 129V128H77ZM78 129V130H79ZM86 129V130H85ZM99 129L100 128H98V129H96V131L98 130L99 131ZM154 129V128H153ZM177 129L176 130H174V132L176 131V132H178L177 131ZM182 129V128H181ZM3 130V129H2ZM2 130H0V131H2ZM5 130V129H4ZM13 130V129H12ZM18 130V131H19ZM45 131V133L43 134V132ZM61 130H63L62 128H61ZM81 131H82V128L80 129ZM158 131L159 130H161V128L159 129H157ZM163 130V129H162ZM165 130V129H164ZM179 130V129H178ZM22 131H23V129H22ZM71 131V132H72ZM90 131V130H89ZM92 131L94 132V129H92ZM95 131V132H96ZM152 131V130H151ZM156 131V130H155ZM180 131V130H179ZM9 132V131H8ZM12 132V131H11ZM15 132V135L17 136V138H19L18 136V134L20 133H16V131H14ZM26 132V131H25ZM24 132V133H25ZM26 132V133H27ZM47 132V133H46ZM59 132H60V135H59ZM76 132V131H75ZM100 132H102V131H100ZM162 132H165V131H162ZM174 132H170V133H173L174 134ZM187 132V131H186ZM5 134L3 135L2 134V132H1V134L4 136V138L6 137H8V135H9V133H6V132H4ZM25 133V134H26ZM68 133V132H67ZM83 132H81V133H79V135H81V136H83L82 134H84ZM154 133V132H153ZM156 133L157 134H159L160 135V133H158L157 131H156ZM8 134V135H7ZM12 134V133H11ZM21 134V133H20ZM38 134V135H37ZM45 134H47V135H45ZM77 134V133H76ZM75 134V135H76ZM93 134V133H92ZM129 134H131L132 136H129ZM155 134V133H154ZM162 134V133H161ZM40 135V136H39ZM78 135V136H79ZM86 134H84V136H85ZM87 135H88V132H87ZM87 135L85 136V138L87 137ZM101 135V134H100ZM175 135V134H174ZM1 136V135H0ZM15 136V137H16ZM31 136V135H30ZM29 135H28V138L30 137ZM41 136H43V138H47V140L49 141H47V148L45 149V151L43 150V152H42V150H40V151H38L37 150V143H41L42 142V140H43V138L41 137ZM80 136V139L82 138ZM153 136H155V137H158L156 134L155 135H153ZM162 136V135H161ZM166 136H168L167 134L165 135V137H164V135L162 136V138L164 139V138H166ZM170 136V135H169ZM176 136V135H175ZM10 137V136H9ZM39 137V139L40 140H38L37 138ZM91 137V136H90ZM96 137V136H95ZM124 137H125V139H124ZM173 137V136H172ZM97 138H99V137H97ZM143 138H146V137H143ZM159 138H161V137H159ZM170 138V137H169ZM20 139H21V137H20ZM37 139V140H36ZM79 139V140H80ZM151 139H152V137H151ZM156 139H158V138H156ZM162 139V140H163ZM167 139V138H166ZM173 140L175 139V138H172ZM177 139V138H176ZM175 139V140H176ZM10 139H7V142L9 141ZM89 140V141H88ZM97 141L98 140H100V139H96ZM153 140V139H152ZM159 140V142H160V139H158ZM161 140V141H162ZM171 140V139H170ZM172 140V141H173ZM19 141V140H18ZM21 141H22V139H21ZM24 141H22V142H24ZM31 141V142H30ZM45 141V140H44ZM82 141V140H81ZM85 141V139L82 141V143ZM119 141V142H118ZM121 141V142H122ZM139 141H141V140H139ZM150 141V140H149ZM164 141H166L167 142V144L170 146V148H171V145H170V143H168L169 142V139L168 140H164ZM161 142L162 144L164 143V146H165V142ZM171 141V142H172ZM10 143H11V141H9ZM8 142V143H9ZM24 142V143H25ZM99 142V141H98ZM152 142V141H151ZM176 142V141H175ZM88 143H90V144H88ZM97 143V142H96ZM107 143V144H106ZM123 143V144H124ZM142 143V142H141ZM155 143V142H154ZM0 144H1V142H0ZM140 144V142L138 143V145ZM167 144H166V146H167ZM10 145L12 146V143L11 144H8V147H10ZM20 145H22L21 143H20ZM41 145V144H40ZM44 145H45V143H44ZM108 145V146H107ZM137 145V147H140V146H138ZM141 145V144H140ZM154 145H158V143H155ZM154 145H152L151 144V146H154ZM7 146V145H6ZM24 146V145H23ZM118 146V147H117ZM16 147V146H15ZM22 148V146H19L18 148ZM27 147V146H26ZM40 146H38V148H39ZM44 147V146H43ZM124 147V146H123ZM136 147V146H135ZM4 148V147H3ZM3 148H1L2 149V151L4 150ZM154 148H155V146H154ZM159 148V147H158ZM157 148V149H158ZM175 148V147H174ZM16 149V148H15ZM28 149V148H27ZM41 149V148H40ZM123 149V148H122ZM121 149V152L123 151ZM168 149V148H167ZM166 149V150H167ZM12 150V149H11ZM129 150V149H128ZM138 150V149H137ZM156 150V149H155ZM154 150V152H156L157 153V151H155ZM159 150L160 149H158V155L160 154L159 153ZM164 150V149H163ZM162 150V151H163ZM27 151V150H26ZM120 151V150H119ZM153 150H150V155H151V152H152ZM1 152V151H0ZM131 152V151H130ZM135 152V157H138L139 155H138V153L136 152V150L134 151ZM146 152V151H145ZM153 152V153H154ZM161 152V151H160ZM3 153V152H2ZM4 153H6V151H4ZM26 153V152H25ZM30 153V152H29ZM125 153H127V152H125ZM156 153H154L155 154V159H159V158H156ZM21 154V153H20ZM23 154V153H22ZM28 154V153H27ZM138 156H137V155ZM163 154H164V152H163ZM8 155V154H7ZM10 155H12V154H10ZM24 155V154H23ZM31 155V154H30ZM127 155L129 156L130 154L129 153H127ZM13 156V155H12ZM27 156V155H26ZM165 157H167L166 155H164ZM14 157V156H13ZM23 157V158H22ZM119 157V156H118ZM120 157H121V155H120ZM133 157V156H132ZM153 157V155L151 156V158ZM160 157V156H159ZM162 157V156H161ZM26 158V159H25ZM148 158H150V156H148ZM152 159V160H150L149 159V161H153V160H155V159ZM9 159H13V158H9ZM117 159H119V158H117ZM117 159L115 160V161H117ZM162 159V158H161ZM114 160V159H113ZM142 160V159H141ZM143 160H146V159H144L143 158ZM27 161H30V163H28ZM123 161V160H122ZM168 161V160H167ZM157 162H159V161H157ZM157 162H156V164H157ZM249 162V161H248ZM27 163V164H26ZM103 163V164H102ZM107 163H109V162H107ZM113 163V162H112ZM130 162H128V163H126V161H124V164L123 165H121L120 166V168L119 169H117V176L119 177V179L121 180H123L124 178H123V172H124V170L123 169H132L131 167H132V165L131 164H134V163H132L131 162V164H129ZM155 163V162H154ZM101 164H102V166H101ZM110 164V163H109ZM119 164H121L120 162H119ZM163 164H164V162H163ZM167 164V163H166ZM105 165V164H104ZM113 165L115 166V164L113 163ZM138 165V164H137ZM253 165V164H252ZM251 165V166H252ZM107 167V166H106ZM105 167V168H106ZM109 167H111L110 165H109ZM116 167V166H115ZM104 170V169H103ZM118 170H120L119 172H118ZM149 170V169H148ZM177 170H179V169H177ZM57 171H62V174L61 175H57L56 174V172ZM123 171V172H122ZM129 171V170H128ZM23 172V173H22ZM103 172H105V171H103ZM141 172V171H140ZM183 172V171H182ZM14 173H15V175H14ZM131 173V172H130ZM136 173V172H135ZM105 174H106V172H105ZM114 174V173H113ZM129 174V173H128ZM142 174V173H141ZM158 174H160V171H159V173ZM138 175H140V174H138ZM18 176V177H17ZM176 176V175H175ZM23 177H22V181H23ZM133 176H131V178H132ZM152 177V176H151ZM65 178H72V180H71V182L73 181V183H74V185L71 187L70 186V180L69 181H67V179H65ZM136 178V177H135ZM139 178V177H138ZM148 179V178H147ZM118 180V179H117ZM131 180V179H130ZM174 180V179H173ZM20 181V180H19ZM18 181V182H19ZM41 181V182H40ZM46 183L47 184V182L46 181H53V183L55 184V186H54V188L52 189V187L50 186L51 184H53L52 182L50 183V185H49V187H50V189H52L51 190V193H48V194H40L38 197H36V189H37V186L38 185H41L40 183ZM170 181V180H169ZM18 182L16 183V184H18ZM123 182H125V183H127V181L126 180H124ZM159 182L161 183V181L159 180ZM168 182V181H167ZM190 182V181H189ZM37 183H38V185H37ZM118 183V182H117ZM170 183H171V181H170ZM19 184H20V182H19ZM53 184V185H54ZM131 184V183H130ZM166 184V183H165ZM168 184V183H167ZM45 185V184H44ZM22 186V185H21ZM106 186L110 189L108 192V195H104L105 193H103L104 191H105V188H106ZM165 186V185H164ZM39 187V186H38ZM48 187V188H49ZM124 187L125 186H123V190H124ZM145 187V186H144ZM19 188H21V187H19ZM40 188V187H39ZM38 188V189H39ZM115 188V189H114ZM120 188H122V187H120ZM128 188H130L129 186H128ZM146 188V187H145ZM169 188H171L170 186H169ZM10 189V188H9ZM8 189V190H9ZM37 189V190H38ZM45 189V187L43 188V190ZM47 189V188H46ZM49 189V190H50ZM126 189V188H125ZM132 189V188H131ZM12 190V193H14V192H17V190L15 189V187L13 186V188L11 189ZM41 190V189H40ZM48 190V191H49ZM152 190V189H151ZM151 190H149V191H151ZM163 190V189H162ZM131 192L133 191V190H130ZM140 191V190H139ZM147 191V190H146ZM153 191V190H152ZM175 191V190H174ZM19 192V191H18ZM22 192V191H21ZM24 192V191H23ZM41 192V191H40ZM43 192H45V191H42L41 193H43ZM46 192H47V190H46ZM45 192V193H46ZM114 192V193H113ZM133 192H135V191H133ZM154 192V191H153ZM177 192V191H176ZM190 192H192V191H190ZM5 193H7V192H5ZM11 193V194H12ZM126 193V192H125ZM124 193V194H125ZM6 195V194H5ZM150 195V194H149ZM122 196V195H121ZM131 196V195H130ZM2 197V196H1ZM5 196H3V198H4ZM9 197V196H8ZM176 198L178 197V196H175ZM6 198V197H5ZM19 198V197H18ZM28 198V197H27ZM151 198V197H150ZM179 198V197H178ZM8 199V198H7ZM127 199V198H126ZM135 199V198H134ZM16 201H18V200H16ZM38 201H43V203H41V202H38ZM170 201V200H169ZM198 201V200H197ZM11 202H12V200H11ZM10 202V203H11ZM14 202V201H13ZM25 202V201H24ZM44 202H46V203H44ZM3 203V202H2ZM5 203H6V201H5ZM15 203H17V202H15ZM18 203H19V201H18ZM8 204V203H7ZM128 205L126 206L127 207V209H129L130 208V206H132V207H135L136 205H134V203H133V197H130V199H129V202L127 203ZM22 205H24V204H22ZM14 206V204L12 205V207ZM17 206V205H16ZM85 206L87 207V209H85V210H83L84 208H85ZM20 207V206H19ZM28 207H29V205H28ZM160 207H161V205H160ZM172 207H174V206H172ZM6 208V207H5ZM4 208V210H6ZM171 208V207H170ZM213 208V207H212ZM16 209V208H15ZM59 209H66L65 211H58ZM132 209V208H131ZM150 209V208H149ZM184 209H186V208H184ZM2 210V209H1ZM0 210V211H1ZM8 210V209H7ZM124 210V209H123ZM179 210V209H178ZM10 211V210H9ZM13 211V213H14V211L15 210H12ZM11 211V212H12ZM103 211L105 212V214H103ZM128 210H124V213H126ZM151 211V210H150ZM153 211V210H152ZM156 212V211H155ZM182 212V211H181ZM188 212V211H187ZM16 213V212H15ZM50 213H54L55 215L54 216H50ZM99 213H102L101 214V218L100 219H98V221L96 220V216H97V214H99ZM128 213V212H127ZM131 213V212H130ZM183 213V212H182ZM181 213V214H182ZM217 213V212H216ZM2 214V213H1ZM19 214V215H20ZM3 215H4V213H3ZM183 215V214H182ZM188 215V214H187ZM186 215V216H187ZM4 217V216H3ZM6 217V216H5ZM125 217H127V216H125ZM154 217V216H153ZM264 217V216H263ZM22 218V217H21ZM194 218H196V216L194 215ZM23 219V218H22ZM34 219H30V220H27L26 222H27V224H28V226H27V224L25 225V224H23V225H18L17 227H19V232L21 233V232H25V233H27V236H28V238H30L31 237V233H37L38 235L40 234V233H38V231H36V232H31V231H29V229H30V227L32 226V222H33V220ZM113 219V220H114ZM121 219V218H120ZM123 219V218H122ZM121 219V220H122ZM236 219V218H235ZM18 220H20L21 221V219H18ZM138 220V219H137ZM167 220V219H166ZM194 220V219H193ZM228 220V219H227ZM116 221V220H115ZM118 221V220H117ZM123 221V220H122ZM124 221H126V219L124 220ZM195 221V220H194ZM15 222L16 223H18L16 220H15ZM100 222H101V225H99L100 224ZM119 222V221H118ZM148 222V221H147ZM168 222H169V220H168ZM217 222V221H216ZM14 222H12V224H13ZM20 223H23V222H20ZM117 223V222H116ZM123 223V222H122ZM131 223V222H130ZM139 223H141V222H139ZM205 223V222H204ZM120 224V223H119ZM124 224V223H123ZM128 224V223H127ZM148 224V223H147ZM166 224H167V222H166ZM175 224H176V222H175ZM58 225V226H57ZM126 225V224H125ZM141 225V224H140ZM142 225H143V220H142ZM154 225V224H153ZM181 225V224H180ZM28 227V228H26L25 229V227ZM41 226V225H40ZM39 226V227H40ZM53 226H57V227H53ZM147 226V225H146ZM256 226V225H255ZM1 227V226H0ZM35 227H37V226H35ZM43 227H45V226H43ZM42 227V228H43ZM63 227H65V229H66V231L65 232H67L66 234H71V236L70 235H66V236H64V232L62 231V233H57V231H58V229L59 228H63ZM96 227V228H95ZM98 227V228H97ZM99 227H102L101 229L99 228ZM125 227V226H124ZM165 227V226H164ZM216 227V226H215ZM264 227V226H263ZM41 228V227H40ZM46 228V227H45ZM51 228H52V230H51ZM121 228V227H120ZM150 228V227H149ZM148 228V229H149ZM179 228V227H178ZM177 228V229H178ZM14 229V226H10L9 228L8 227H6V230H4V228H3V230H4V234H7V236H8V233H9V231H11V230H13ZM176 229V230H177ZM263 229V228H262ZM139 230V229H138ZM141 230H142V228H141ZM179 230V229H178ZM1 231V230H0ZM6 231H8V233H6ZM41 231H43V230H41ZM158 231V230H157ZM173 231V230H172ZM174 231H175V229H174ZM185 231H186V229H185ZM248 231V230H247ZM250 231V230H249ZM259 231V230H258ZM138 232V231H137ZM178 232V231H177ZM251 232V231H250ZM45 233V232H44ZM49 233V234H48ZM187 233V232H186ZM255 233V232H254ZM37 234H36V236H37ZM130 234V233H129ZM181 234H183L182 233V231H181ZM2 235V234H1ZM73 235V236H72ZM166 235H168V234H166ZM185 235H187V234H185ZM214 235V234H213ZM247 235V234H246ZM245 235V236H246ZM131 236V235H130ZM193 236V235H192ZM244 236V235H243ZM38 237V236H37ZM37 237L36 238H30V241L31 242H36V240H37ZM170 237V236H169ZM180 237V236H179ZM182 237H183V235H182ZM5 238V235L3 236H0V242H1V240H3ZM71 238H73L74 240H72L71 241ZM118 238V237H117ZM143 238V237H142ZM184 238V237H183ZM193 238H194V236H193ZM259 238V237H258ZM40 239V238H39ZM115 239V238H114ZM131 239V238H130ZM144 239V238H143ZM166 239V238H165ZM9 240V239H8ZM94 240H95V242H94ZM140 240V239H139ZM142 240V239H141ZM163 240V239H162ZM257 240V239H256ZM11 241V240H10ZM66 241H67V243H66ZM70 241V242H69ZM112 241V240H111ZM159 241V240H158ZM195 241V240H194ZM249 241V240H248ZM5 242V241H4ZM39 242V241H38ZM155 242V241H154ZM160 242V241H159ZM179 242V241H178ZM254 242V241H253ZM14 243V242H13ZM51 243V242H50ZM55 242H53L52 244H54ZM109 243V242H108ZM245 243V242H244ZM256 243V242H255ZM8 244V243H7ZM58 244V243H57ZM120 244V243H119ZM260 244V243H259ZM4 245V244H3ZM156 245V244H155ZM251 245V244H250ZM256 245H257V243H256ZM264 245V244H263ZM11 246V245H10ZM17 246V245H16ZM112 246H114V245H112ZM7 247V246H6ZM56 247V246H55ZM64 247V246H63ZM163 247H164V245H163ZM8 248V247H7ZM19 248V247H18ZM53 248H54V246H53ZM62 248V247H61ZM102 248V247H101ZM131 248V247H130ZM17 249V248H16ZM38 250L39 248H37V247H35L32 251H34V250ZM261 249V248H260ZM19 250V249H18ZM36 250V251H37ZM51 250V249H50ZM63 250V249H62ZM62 250H60V251H62ZM65 250V249H64ZM64 250H63V252H64ZM117 250V249H116ZM115 250V251H116ZM237 250H239V249H237ZM250 250V249H249ZM24 251V250H23ZM39 251V250H38ZM136 251V250H135ZM6 252V251H5ZM17 252V251H16ZM249 252V251H248ZM24 253V252H23ZM49 253H51L52 255H55V252H53V251H50ZM49 253H46V254H48L49 255V257L51 258V255L49 254ZM239 253V252H238ZM245 253V252H244ZM65 254H66V252H65ZM99 254H101V253H99ZM111 254V253H110ZM124 254V253H123ZM24 255V254H23ZM107 255V254H106ZM116 255V254H115ZM242 256V254H239V256ZM47 256V255H46ZM63 256V255H62ZM103 256H104V254H103ZM252 256V255H251ZM42 257H44V256H41V258ZM231 257V256H230ZM243 257V256H242ZM245 257V256H244ZM40 258V259H41ZM237 258H239V257H237ZM241 258V257H240ZM253 258V257H252ZM106 259V258H105ZM107 259H108V257H107ZM110 259V258H109ZM116 258H114V262L116 263V260H115ZM127 259V258H126ZM232 259V258H231ZM242 259V258H241ZM240 259V260H241ZM261 259V258H260ZM72 260V261H71ZM239 260V261H240ZM243 260V259H242ZM100 261H102V260H100ZM105 260H103V262H104ZM233 261V260H232ZM13 262H14V260H13ZM26 262H27V260H26ZM97 262V263H96ZM106 262V261H105ZM109 262V264H110V261H108ZM107 262V263H108ZM245 262V261H244ZM28 263L30 264L31 263V260H28ZM131 263V262H130ZM249 263V262H248ZM252 263V262H251ZM25 264V263H24ZM106 264V263H105ZM112 264V263H111ZM209 264V263H208ZM230 264V263H229ZM256 264V263H255Z\"/></svg>","mask_w":264,"mask_h":264}]
</instances>
